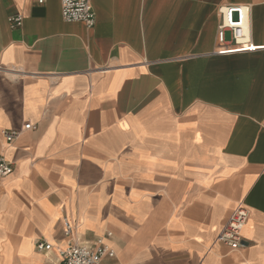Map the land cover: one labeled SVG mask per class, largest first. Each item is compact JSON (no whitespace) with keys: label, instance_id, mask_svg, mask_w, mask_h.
Listing matches in <instances>:
<instances>
[{"label":"crops","instance_id":"0c3cea01","mask_svg":"<svg viewBox=\"0 0 264 264\" xmlns=\"http://www.w3.org/2000/svg\"><path fill=\"white\" fill-rule=\"evenodd\" d=\"M91 2L88 27L0 0V264L98 237L103 264H264V0ZM223 4L251 6L253 49L219 51ZM240 203L234 250L217 235Z\"/></svg>","mask_w":264,"mask_h":264},{"label":"built area","instance_id":"2783aa9c","mask_svg":"<svg viewBox=\"0 0 264 264\" xmlns=\"http://www.w3.org/2000/svg\"><path fill=\"white\" fill-rule=\"evenodd\" d=\"M43 3L45 0H38ZM218 11L221 15V22L217 30L220 52L232 53L253 49L251 14L252 8L247 4H223ZM61 12L64 20L68 22H83L92 27L96 21V13L91 0H61ZM13 26L22 24V16L11 17ZM230 33V37H228ZM37 125L26 123L25 129H36ZM1 134L6 143L11 144L20 135L21 130L4 129ZM15 170V165L7 157L0 153V177H8ZM250 216L249 209L240 203L225 225L217 235V240L231 249H238L242 246L243 229ZM72 225L67 223L64 228L66 236L72 233ZM111 232L107 233L110 236ZM52 244L46 240H38L36 249L40 252L52 250ZM107 257H115L114 249L105 241L104 237H98L93 241H76L67 247L59 250L56 264H103Z\"/></svg>","mask_w":264,"mask_h":264},{"label":"rangeland","instance_id":"374dc122","mask_svg":"<svg viewBox=\"0 0 264 264\" xmlns=\"http://www.w3.org/2000/svg\"><path fill=\"white\" fill-rule=\"evenodd\" d=\"M56 261V260H55ZM15 264H22L20 261H16Z\"/></svg>","mask_w":264,"mask_h":264}]
</instances>
